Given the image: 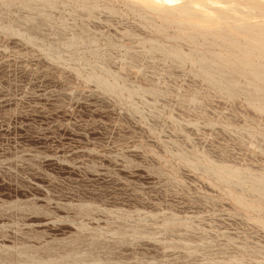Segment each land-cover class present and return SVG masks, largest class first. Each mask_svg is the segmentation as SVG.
<instances>
[{"label":"rangeland","instance_id":"1","mask_svg":"<svg viewBox=\"0 0 264 264\" xmlns=\"http://www.w3.org/2000/svg\"><path fill=\"white\" fill-rule=\"evenodd\" d=\"M244 23L264 0H0V264H264Z\"/></svg>","mask_w":264,"mask_h":264},{"label":"bare ground","instance_id":"2","mask_svg":"<svg viewBox=\"0 0 264 264\" xmlns=\"http://www.w3.org/2000/svg\"><path fill=\"white\" fill-rule=\"evenodd\" d=\"M237 32L246 37L244 44L240 43L235 36H228L223 32L216 35L220 38L222 43L235 48L239 52L257 54L260 58L264 57V27L260 25L240 24L235 26ZM247 55H237V61L246 69H249L253 78L264 81V73L255 65L247 60ZM204 63V62H203ZM214 67V66H213ZM212 67V68H213ZM249 71V72H250Z\"/></svg>","mask_w":264,"mask_h":264}]
</instances>
